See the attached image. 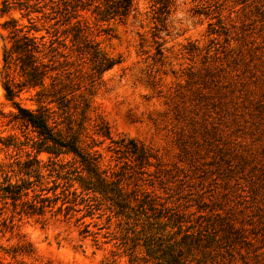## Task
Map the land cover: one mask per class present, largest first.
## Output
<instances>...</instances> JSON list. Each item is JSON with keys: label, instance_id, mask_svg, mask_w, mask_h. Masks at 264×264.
<instances>
[{"label": "rangeland", "instance_id": "1", "mask_svg": "<svg viewBox=\"0 0 264 264\" xmlns=\"http://www.w3.org/2000/svg\"><path fill=\"white\" fill-rule=\"evenodd\" d=\"M1 1L0 161L16 173L15 161L36 156L43 186L53 188L43 193L57 199L44 217L15 215L0 246L30 242L38 260L18 256L22 264H158L139 232L158 213L165 232L191 235V264H264V0H173L157 41L155 0H133L124 20L109 21L85 10L65 21L58 0H40L29 12L16 0L2 12ZM9 19L18 35L41 43L36 64L50 67L43 89L26 81L18 62L4 67ZM77 21L115 61L99 74L75 50ZM5 83L20 106L47 107L60 129H80L101 176L118 181L115 190L85 189L96 179L71 153H37L36 133L13 117ZM57 89L67 106L40 98ZM49 157L66 177L48 176ZM0 260L17 264L2 250Z\"/></svg>", "mask_w": 264, "mask_h": 264}, {"label": "trees", "instance_id": "2", "mask_svg": "<svg viewBox=\"0 0 264 264\" xmlns=\"http://www.w3.org/2000/svg\"><path fill=\"white\" fill-rule=\"evenodd\" d=\"M16 0V5L21 6L24 9L35 8L40 0ZM56 3V10L64 15L65 21L71 17L76 18L79 16V12L82 10L90 11L97 20L109 21L111 19L124 20L133 10V0H58ZM173 0H155L158 4L156 8V20L158 26H154L152 36L155 41L160 37L159 32L163 29L164 20L169 11V6ZM9 0H2L1 11L6 12L10 8ZM30 8V10H29ZM3 26L8 28L10 34L11 45L9 48H4L2 53V60L4 67H9L11 64L18 62V68L21 75L26 78V81L31 86H39L43 89V77L46 74V70L50 69L48 63L36 64L35 53L40 52L41 43L37 41L34 36L22 33L21 29L17 27L14 19L4 21ZM72 30V41L75 44V50L79 53L86 54L91 61L92 69L96 74L101 73L105 69L111 67L115 61L106 56L97 47V43L93 39L89 38V33L86 32V27H82L78 24L70 26ZM160 43L157 42L156 49L159 50ZM5 99L10 101L17 109L18 113L13 117L20 120L24 125L30 126L36 133V141H34L33 148L37 153L45 152L52 157H57L62 153H71L74 158L82 165L83 170H86L88 176L96 179V183H91L90 179L85 182V189L95 191V184H102L103 186H110L111 190H115V186L118 181H111L101 176V171L98 170V155L89 151L82 146L81 131L72 130L70 127L65 126L64 131L58 127L60 122H56L53 118V114L47 107L39 106L35 109H29L20 106L18 102L14 100L17 90L5 83ZM42 96H50V102H55L59 106H67V100L65 94L61 93V89L53 90L49 93L41 92ZM66 103V104H65ZM60 108V107H59ZM107 135L108 131H104ZM131 144V151L136 153V143L129 139ZM4 144V143H2ZM139 152V151H138ZM136 153L138 158L142 157L141 153ZM16 173L12 168V164H5L0 161V232H5L7 229H12L13 219L15 215L18 216H39L44 217L45 213L51 210L53 202L57 199V196L50 198L45 195L43 191L48 192L52 190L51 187H44V176L40 172V160L34 156L33 158L26 159L23 162L15 161ZM46 170L48 176L55 174L60 177H66L69 171L64 169L63 166L58 164L54 159H48L46 164ZM8 172H13L12 176L15 178L12 180L11 175ZM112 184V185H111ZM55 187V181L53 184ZM94 187V188H93ZM37 188V189H36ZM93 188V189H91ZM121 188H117L120 191ZM98 190V189H97ZM32 193L29 197V193ZM120 193V192H119ZM125 202V198L122 200ZM6 205L10 206L9 215L3 216V208ZM122 206V205H120ZM139 206H142L141 204ZM154 207H150V210ZM154 220L146 222L144 227L139 230L144 236L142 247L146 255L154 258L158 264H191V235L187 233V230L180 237H176L175 234H179L181 231L178 227L177 232H165V223L159 220L158 213L153 216ZM146 221V219H145ZM21 240V239H20ZM4 253H6L11 259L15 260L17 264L25 263L24 260L17 258L27 257L31 261H37L38 255L36 254L32 244L28 241L21 240L20 243L15 246H9L7 248L1 247ZM0 264H9V262H2ZM127 264L132 263V259Z\"/></svg>", "mask_w": 264, "mask_h": 264}]
</instances>
